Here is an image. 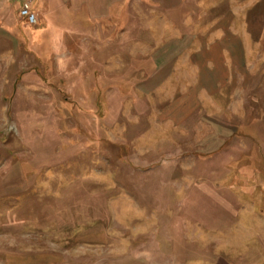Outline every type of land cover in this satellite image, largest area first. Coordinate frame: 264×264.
I'll return each mask as SVG.
<instances>
[{
	"label": "rangeland",
	"instance_id": "rangeland-1",
	"mask_svg": "<svg viewBox=\"0 0 264 264\" xmlns=\"http://www.w3.org/2000/svg\"><path fill=\"white\" fill-rule=\"evenodd\" d=\"M0 0V264H264V0Z\"/></svg>",
	"mask_w": 264,
	"mask_h": 264
},
{
	"label": "built area",
	"instance_id": "built-area-1",
	"mask_svg": "<svg viewBox=\"0 0 264 264\" xmlns=\"http://www.w3.org/2000/svg\"><path fill=\"white\" fill-rule=\"evenodd\" d=\"M19 3L18 14L27 23L33 25L37 23V15L32 8L33 0H16Z\"/></svg>",
	"mask_w": 264,
	"mask_h": 264
}]
</instances>
